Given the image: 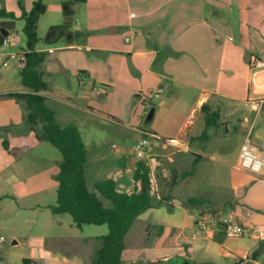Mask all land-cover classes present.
<instances>
[{
  "label": "crops",
  "instance_id": "crops-1",
  "mask_svg": "<svg viewBox=\"0 0 264 264\" xmlns=\"http://www.w3.org/2000/svg\"><path fill=\"white\" fill-rule=\"evenodd\" d=\"M107 1L118 6V11L108 26L106 41L96 47V51L106 53V59L88 70L83 50L91 52L93 47L78 43L84 31L53 26L44 42L38 45L48 53L42 65L44 79L51 78V87L48 84L49 89L41 94L68 111L100 114L122 122L125 112L127 116L132 115L131 102L141 97L139 92L163 90L159 96L155 94L161 102L146 120L151 124L160 116V127L142 130L138 118L145 110L136 106L133 129L156 140L150 141L145 160L152 169L157 198L168 194L164 179L173 170L177 183L171 193V210L166 205L159 206L136 220L147 225L145 241L151 244L154 257L144 258L141 263L138 261L141 258L135 257L129 264H237L243 256L260 264L264 240L252 236L227 238L214 225L212 230L200 232L195 223L199 215L216 219L233 211L245 225H264V167L260 173L239 168L241 146L248 134L264 158V0ZM73 5L68 3L64 8L69 20L75 13ZM32 6L24 7L29 11ZM57 10L63 7L59 5ZM68 26H73V22ZM63 38L66 44L61 49L76 52L54 57L52 46L48 49L41 46L42 43L56 44ZM15 47L13 53L19 55L25 41L20 42L18 37ZM57 72L67 78L78 73L93 78V90L99 100L94 101L92 94H86L82 101L84 107H80L78 97L53 88ZM97 82L111 86L112 92L97 88ZM21 86L20 93H25L26 89ZM10 92L13 91L5 93ZM167 92L169 95L164 98ZM103 95L108 96L106 100ZM109 101L118 103L112 105ZM22 114L16 99L0 98V127L7 128L6 134L24 133L35 137L21 125ZM209 117L217 125L207 126ZM72 120L61 115L62 123H59H76ZM77 126L83 137L85 127ZM232 134L236 137L234 151L227 144ZM101 147L99 154L87 160L86 174L87 170H96L106 178L115 179L119 191L129 192L125 189L134 188L137 159L116 143L106 141ZM156 172L161 184L157 182ZM182 173L189 175L180 178ZM31 187L40 191L44 180H38ZM175 189L180 192L175 194ZM188 197L203 198L210 203L190 209L182 203Z\"/></svg>",
  "mask_w": 264,
  "mask_h": 264
},
{
  "label": "rangeland",
  "instance_id": "rangeland-1",
  "mask_svg": "<svg viewBox=\"0 0 264 264\" xmlns=\"http://www.w3.org/2000/svg\"><path fill=\"white\" fill-rule=\"evenodd\" d=\"M33 1L36 0H0V7L17 13L19 4L30 8ZM68 3H71V0L47 1L46 12L39 22L38 37L40 41L44 42L51 28L57 25L64 27L65 30L82 29L84 37L78 43L82 47L85 45L88 48L93 47V51L89 52L87 49L88 51L83 50V52L87 57V69H94L99 61L106 59V53L96 51V47L106 41L108 26L114 17V12L118 11V6H114L107 0L75 3L73 5L75 13L70 16L71 20H69L64 11ZM59 5L63 7V10H57ZM69 22H73V26H68ZM22 27L23 22L17 21L15 29L9 32H14L16 36L20 37V42L25 41ZM0 31L5 33L1 28ZM16 43H18V38ZM65 44L66 40L63 38L56 44L42 43L41 46L46 49L52 46L55 49L54 57L66 52L70 54L76 52L62 50L61 48ZM15 48L0 46V49H3L0 51L1 94L6 91L22 92L21 68L17 66L16 60L9 56L10 53L15 52ZM21 54L22 52H20L19 58H21ZM4 62H7V65H4ZM107 76L110 77V74ZM45 80L51 87V78L46 77ZM92 80L93 78L83 77L79 73L67 78L64 73L57 72L52 86L59 92L78 97L80 101L77 102L78 105L84 107L82 101H84L83 97H86V94H92L94 101L99 100H97V94L93 90ZM110 80L112 79L108 78V81ZM96 87L104 92L107 91L109 94L112 92L111 86H107V84L97 82ZM47 94L51 96V93ZM155 94L156 92L147 90L142 93L139 92L138 95L141 97L133 98L131 102L133 104L131 108L133 116L131 114L127 116V112L122 111L126 117L123 119L124 121H119L120 123L100 114L92 116L82 115L78 111H68L64 106L52 102L51 98L48 100V104L55 111L58 122L62 123L61 115H64L66 118L75 120L81 128L85 127L83 139L87 144L88 160L100 153L102 143H106V141L116 143L121 149L135 157L133 147L138 140L149 138L152 143L156 142L151 136H143L133 129L136 123L134 117L136 106L145 110L141 112L138 118L142 130L148 129L150 126L160 127V116L155 118L151 124L146 123L151 110L157 108L158 103L161 102V99L156 98ZM168 95L167 92L164 98H167ZM107 97V95L102 96L105 100ZM16 101L19 105L21 104L23 110L24 102ZM116 103L110 102L112 105ZM68 123L75 122L70 121ZM5 131L7 130L4 127H0V264H24V260H29L28 264H92L101 247L99 238L108 233L107 225L85 224L79 228L70 215H54L49 208V206L56 204L58 184L55 177L59 172L62 159L61 152L49 142H37L34 135L18 133L8 136ZM235 139L236 137L232 134L227 141L228 146L232 148L230 151H234ZM4 141H7L8 149L4 145ZM105 147L106 145L103 148L105 149ZM235 160L236 157L233 158V161ZM121 162L118 165L119 168L122 167ZM154 170L156 171L157 168L155 167ZM86 177L89 189L96 192L94 183L107 176L99 174L96 170L94 172L87 170ZM38 180H44V187L40 191L31 187V185L37 184ZM158 181L161 184L157 173ZM132 190V187L125 189L129 192ZM163 191L166 192L167 189ZM179 192L180 189H175L174 193ZM103 201L105 206L111 205L109 200L104 199ZM146 228L145 222L137 221L130 229L123 252L124 264H129L135 257L141 258L138 260L140 263L144 258L154 257L151 244L145 241ZM251 251L253 253L254 249ZM259 262L264 264V253Z\"/></svg>",
  "mask_w": 264,
  "mask_h": 264
},
{
  "label": "trees",
  "instance_id": "trees-1",
  "mask_svg": "<svg viewBox=\"0 0 264 264\" xmlns=\"http://www.w3.org/2000/svg\"><path fill=\"white\" fill-rule=\"evenodd\" d=\"M47 0H36L31 10L19 4L18 13L0 7V20L22 21L25 48L21 54L23 66L20 69L21 84L25 93L0 94V98H14L23 101L22 126L35 134L38 141H46L56 147L62 155L57 181L56 204L49 206L54 215L68 214L79 228L85 224L107 225L108 233L99 239L101 247L92 264H124L125 239L136 220L152 208L166 205L170 210L172 190L177 183L175 170L164 184L169 188L167 195L157 198L152 169L146 160H137L133 172L134 188L130 192L118 190L115 179L106 178L94 183L93 192L87 185L86 167L88 151L81 131L75 123L60 124L55 111L48 104V98L41 94L49 89L44 79L42 65L48 53L37 51L40 43L38 27L45 14ZM87 0H71V4ZM207 126L217 125L213 117L207 118ZM7 130V128H5ZM204 136L207 133L204 132ZM146 137H148L146 135ZM4 145L8 149L7 141ZM122 165V162H121ZM180 174V178L188 176ZM104 199L111 202L105 206ZM187 208H201L210 202L203 198L188 197L182 201ZM29 260H24L28 264Z\"/></svg>",
  "mask_w": 264,
  "mask_h": 264
},
{
  "label": "built area",
  "instance_id": "built-area-1",
  "mask_svg": "<svg viewBox=\"0 0 264 264\" xmlns=\"http://www.w3.org/2000/svg\"><path fill=\"white\" fill-rule=\"evenodd\" d=\"M17 38L18 36H16L14 32L9 33L8 36L5 37L3 45L10 48L15 47L17 44ZM37 51L44 52L39 48V46H37ZM51 52H53V50H49V53ZM9 56L10 58L16 60L19 68L23 66L19 55L10 53ZM4 65H7V62H4ZM162 92L163 90L160 89L156 93V96H159ZM150 144L151 142L149 138H142L134 144L133 151L137 160H145L148 155ZM263 167L264 158L260 156L257 146L252 141L250 134H248L241 146L239 154V168L254 173H260ZM213 225L228 238L239 239L252 236L257 239L264 240V225H245L237 220L233 211H230L216 219L208 218L205 215H199L195 223L197 230L200 232H208L212 230ZM237 264H254V260L249 256H243L239 258Z\"/></svg>",
  "mask_w": 264,
  "mask_h": 264
},
{
  "label": "water",
  "instance_id": "water-1",
  "mask_svg": "<svg viewBox=\"0 0 264 264\" xmlns=\"http://www.w3.org/2000/svg\"><path fill=\"white\" fill-rule=\"evenodd\" d=\"M0 28L5 31V33H3V32L0 31V46H2L3 43H4L5 37L8 36V34H9L10 31H12V30L15 29V22H13V21H7V20H2L0 22ZM58 28L59 27L54 28V30L52 31V33L54 34ZM152 115H153V111L150 112V114L148 116V119H150L152 117Z\"/></svg>",
  "mask_w": 264,
  "mask_h": 264
}]
</instances>
